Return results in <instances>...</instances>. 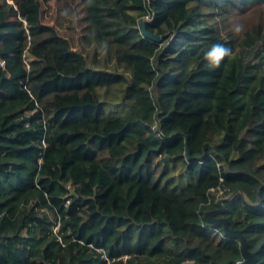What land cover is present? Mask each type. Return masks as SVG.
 <instances>
[{"label": "trees", "instance_id": "1", "mask_svg": "<svg viewBox=\"0 0 264 264\" xmlns=\"http://www.w3.org/2000/svg\"><path fill=\"white\" fill-rule=\"evenodd\" d=\"M0 60V264H264V0H0Z\"/></svg>", "mask_w": 264, "mask_h": 264}, {"label": "water", "instance_id": "2", "mask_svg": "<svg viewBox=\"0 0 264 264\" xmlns=\"http://www.w3.org/2000/svg\"><path fill=\"white\" fill-rule=\"evenodd\" d=\"M146 23H147L146 20H142L140 22V27H141L143 33L148 38H150L152 40L160 41L162 39L160 36H155V35H152V34L147 32ZM188 154H189V152H188ZM212 220H214L215 222H223L225 224L226 233L229 234V235L236 236V237H238L240 239V241L242 243V254H243L244 259L246 260L245 261L246 264H257L256 256H255L254 253L249 251L247 240L243 236L241 231H233V230H231L229 228L228 222L226 220H223V219L216 220L215 218H213Z\"/></svg>", "mask_w": 264, "mask_h": 264}, {"label": "rangeland", "instance_id": "3", "mask_svg": "<svg viewBox=\"0 0 264 264\" xmlns=\"http://www.w3.org/2000/svg\"><path fill=\"white\" fill-rule=\"evenodd\" d=\"M54 12H55V8L53 6L46 7L45 16L48 21H53ZM204 108L205 106L202 102L194 100V99H191L189 103H187L186 105V109L193 113L190 119V123L193 126L195 131L197 130V127L199 125L201 112L203 111ZM162 209L165 211L167 210V205L165 203L162 205ZM208 214L210 218L214 217L212 213H208ZM216 220H219V219H216Z\"/></svg>", "mask_w": 264, "mask_h": 264}, {"label": "clouds", "instance_id": "4", "mask_svg": "<svg viewBox=\"0 0 264 264\" xmlns=\"http://www.w3.org/2000/svg\"><path fill=\"white\" fill-rule=\"evenodd\" d=\"M236 30L239 31V28ZM229 55H231V52L227 47L220 44H214L205 54V59L209 61L210 67L217 68L220 66L221 61Z\"/></svg>", "mask_w": 264, "mask_h": 264}, {"label": "built area", "instance_id": "5", "mask_svg": "<svg viewBox=\"0 0 264 264\" xmlns=\"http://www.w3.org/2000/svg\"><path fill=\"white\" fill-rule=\"evenodd\" d=\"M145 19H148V17H145ZM5 62L3 60H0V67H4Z\"/></svg>", "mask_w": 264, "mask_h": 264}]
</instances>
